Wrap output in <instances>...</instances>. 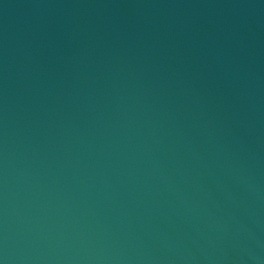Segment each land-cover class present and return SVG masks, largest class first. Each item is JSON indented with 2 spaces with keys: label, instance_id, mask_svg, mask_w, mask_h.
Masks as SVG:
<instances>
[{
  "label": "water",
  "instance_id": "water-1",
  "mask_svg": "<svg viewBox=\"0 0 264 264\" xmlns=\"http://www.w3.org/2000/svg\"><path fill=\"white\" fill-rule=\"evenodd\" d=\"M0 264H264V0H0Z\"/></svg>",
  "mask_w": 264,
  "mask_h": 264
}]
</instances>
